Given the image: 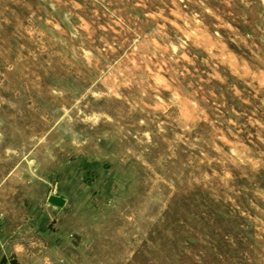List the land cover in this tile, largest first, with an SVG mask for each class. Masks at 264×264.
Returning <instances> with one entry per match:
<instances>
[{
	"label": "rangeland",
	"instance_id": "rangeland-1",
	"mask_svg": "<svg viewBox=\"0 0 264 264\" xmlns=\"http://www.w3.org/2000/svg\"><path fill=\"white\" fill-rule=\"evenodd\" d=\"M0 264H264V0H0Z\"/></svg>",
	"mask_w": 264,
	"mask_h": 264
},
{
	"label": "water",
	"instance_id": "water-1",
	"mask_svg": "<svg viewBox=\"0 0 264 264\" xmlns=\"http://www.w3.org/2000/svg\"><path fill=\"white\" fill-rule=\"evenodd\" d=\"M48 202L56 207L63 208L66 204V199L64 196H50Z\"/></svg>",
	"mask_w": 264,
	"mask_h": 264
}]
</instances>
